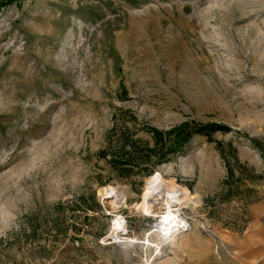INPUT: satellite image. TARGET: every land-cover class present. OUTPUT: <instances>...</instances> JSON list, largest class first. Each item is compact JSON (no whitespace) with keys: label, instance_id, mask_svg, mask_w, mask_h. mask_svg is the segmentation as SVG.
<instances>
[{"label":"rangeland","instance_id":"obj_1","mask_svg":"<svg viewBox=\"0 0 264 264\" xmlns=\"http://www.w3.org/2000/svg\"><path fill=\"white\" fill-rule=\"evenodd\" d=\"M210 123L230 128L154 135ZM148 185L188 195L175 237ZM257 203L264 0L0 8V264H254Z\"/></svg>","mask_w":264,"mask_h":264},{"label":"bare ground","instance_id":"obj_2","mask_svg":"<svg viewBox=\"0 0 264 264\" xmlns=\"http://www.w3.org/2000/svg\"><path fill=\"white\" fill-rule=\"evenodd\" d=\"M182 196H185V197L182 198ZM187 196L188 195L183 194L182 192H180V190L177 187H174V186H170L168 189L163 188L160 193H157V191L153 190L152 185H148L146 190H145L144 198L146 199V201L147 200L152 201L150 204H148V207L151 209V211H153L157 205H160L161 199L162 200H165V199L168 200V203L170 204L169 205V212L166 215V218H164V220L160 222L159 226L162 230H164L163 232L166 234L169 233V231L170 232L172 231L170 233L169 237H175L174 235L177 232V228L182 227L181 223L184 220L182 221L181 218H178V215H176L175 212L178 211L177 206L184 201L182 199L188 198ZM166 205H168V204H166ZM178 209H179V207H178ZM168 215H171L174 217V220L176 221V225H174L175 223H173L174 220H172V219H169L168 222L166 221V219L168 218ZM170 223H171V225L168 227V224H170Z\"/></svg>","mask_w":264,"mask_h":264},{"label":"trees","instance_id":"obj_3","mask_svg":"<svg viewBox=\"0 0 264 264\" xmlns=\"http://www.w3.org/2000/svg\"><path fill=\"white\" fill-rule=\"evenodd\" d=\"M14 2V0H5L1 1L0 0V8L4 7L6 4H10ZM230 127H228L225 124H219V123H210V124H195L194 126H189L188 124L180 125L177 128L171 129L166 132H162L159 130H154V135L156 136V139L158 142H161L164 145V141L166 142L168 137H173L174 136V145L169 147V150L176 149L178 146H181V143H184L185 141H188L189 138L194 134V133H202V134H210L213 131L216 130H223L227 131L229 130ZM166 137H164V135ZM166 144V143H165ZM165 146V145H164Z\"/></svg>","mask_w":264,"mask_h":264},{"label":"crops","instance_id":"obj_4","mask_svg":"<svg viewBox=\"0 0 264 264\" xmlns=\"http://www.w3.org/2000/svg\"><path fill=\"white\" fill-rule=\"evenodd\" d=\"M252 212L250 217L253 224H258L259 232L256 234L257 241H260L261 248L259 249L260 256L254 264H264V204L257 203L251 206ZM251 234V235H254Z\"/></svg>","mask_w":264,"mask_h":264}]
</instances>
